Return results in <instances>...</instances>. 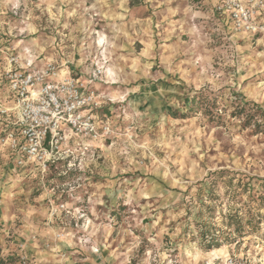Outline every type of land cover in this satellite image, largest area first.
<instances>
[{
    "label": "rangeland",
    "instance_id": "rangeland-1",
    "mask_svg": "<svg viewBox=\"0 0 264 264\" xmlns=\"http://www.w3.org/2000/svg\"><path fill=\"white\" fill-rule=\"evenodd\" d=\"M198 2L0 0V75L12 55L85 80L101 68L97 115L113 131L98 142L72 141L73 154L44 177L0 163V250L9 264L225 259L200 246L198 214L216 204L211 221L220 228L235 208L243 213L249 194L236 189L241 179L257 182L264 198V117L255 134L231 116L236 102L264 113V36L235 31ZM203 90L225 106L223 126L171 115L186 113ZM220 171L229 174L212 184ZM220 249L264 264V220Z\"/></svg>",
    "mask_w": 264,
    "mask_h": 264
},
{
    "label": "built area",
    "instance_id": "built-area-1",
    "mask_svg": "<svg viewBox=\"0 0 264 264\" xmlns=\"http://www.w3.org/2000/svg\"><path fill=\"white\" fill-rule=\"evenodd\" d=\"M219 15L227 16L235 31L264 36V0H221ZM103 75L101 68L85 80L63 74L48 62L34 67L11 56L9 67L0 75V161L5 155L14 169L30 167L44 177L63 156L73 154L75 140L98 142L113 133L102 124L94 85ZM208 264H251L229 256Z\"/></svg>",
    "mask_w": 264,
    "mask_h": 264
},
{
    "label": "trees",
    "instance_id": "trees-1",
    "mask_svg": "<svg viewBox=\"0 0 264 264\" xmlns=\"http://www.w3.org/2000/svg\"><path fill=\"white\" fill-rule=\"evenodd\" d=\"M234 111L231 113L233 118H237L242 121L243 129H252L255 134L261 131L263 124L259 122L257 117H264V113L260 112L257 105L250 103L236 102L233 103ZM186 113H180L179 111L171 112V115L175 118H185L188 116L202 115L209 120L210 123L216 126H223L225 124V117L227 110L225 106H222L219 102V97L209 93L207 91L197 92L186 105ZM229 174L227 171L215 172L211 176L214 178L212 184H216L218 178H222ZM250 179L248 182L239 180L236 189L243 188V193H248L249 203L245 204L246 208L242 213V208H235L233 213H229L225 216L226 222L223 227L217 228L211 220L214 219L216 204H202L200 206L199 216L201 221L197 226L198 240L200 246L205 251H212L221 248L224 244L234 243L237 238L243 237L250 232H256L259 229L260 224L264 220V216H261L259 210H261L262 204H264V198L262 194L257 197V182H252ZM262 185L264 189V184ZM209 220L211 222H209ZM226 229L227 236L222 238ZM14 263L13 258H8L2 255L0 250V264Z\"/></svg>",
    "mask_w": 264,
    "mask_h": 264
},
{
    "label": "crops",
    "instance_id": "crops-1",
    "mask_svg": "<svg viewBox=\"0 0 264 264\" xmlns=\"http://www.w3.org/2000/svg\"><path fill=\"white\" fill-rule=\"evenodd\" d=\"M199 2V5L200 6H198V7H201V8H204V11H205V13H207L206 14V16H209V17H212V18H217V19H219L220 21H222L223 23H225L227 26L228 25H230V26H232V22L228 19V17L227 16H224V15H219V14H217L216 13V10H215V8H216V6H217V4L221 1V0H198ZM201 14V13H200ZM246 35H249V36H259L260 38H262V36L261 35H252V34H247V33H245ZM258 40H260V39H258ZM62 71V73L63 74H71V71L68 69V70H61ZM72 75V74H71ZM96 85H94V87H95ZM99 117V116H98ZM100 121H101V123L103 124V121L101 120V119H99ZM106 124H109V125H111L110 124V121H107V123ZM1 162H3V167H10V165H11V161H10V158H8V155H5L4 156V158L2 159V161H0V163ZM32 168H30V167H27L26 168V170L24 171L25 173H26V175L27 176H29L30 175V173H33L32 172ZM221 250H224V249H221ZM224 252H225V254L226 255H223V254H221L219 251H214V252H212L211 253V256L213 257V258H217L218 256H220V255H222L223 257H229V256H236V257H240V258H244V257H242V256H238V255H231L230 253H229V251H227V250H224ZM229 254V255H228ZM244 259H246V258H244ZM247 261H249L251 264H253L252 262H251V260H248V259H246Z\"/></svg>",
    "mask_w": 264,
    "mask_h": 264
},
{
    "label": "bare ground",
    "instance_id": "bare-ground-1",
    "mask_svg": "<svg viewBox=\"0 0 264 264\" xmlns=\"http://www.w3.org/2000/svg\"><path fill=\"white\" fill-rule=\"evenodd\" d=\"M215 251H219L221 254L226 255L225 252H224V250H221V249L219 250V249H218V250H215ZM228 255H229V254H228Z\"/></svg>",
    "mask_w": 264,
    "mask_h": 264
}]
</instances>
